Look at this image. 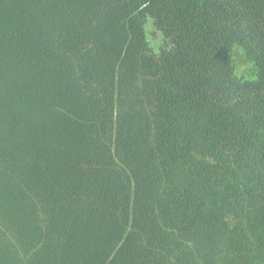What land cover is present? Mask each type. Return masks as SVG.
Instances as JSON below:
<instances>
[{"label":"trees","instance_id":"16d2710c","mask_svg":"<svg viewBox=\"0 0 264 264\" xmlns=\"http://www.w3.org/2000/svg\"><path fill=\"white\" fill-rule=\"evenodd\" d=\"M0 264H264V0H0Z\"/></svg>","mask_w":264,"mask_h":264}]
</instances>
